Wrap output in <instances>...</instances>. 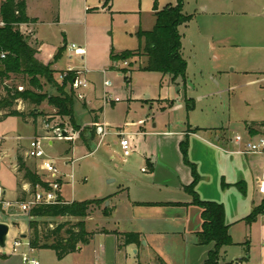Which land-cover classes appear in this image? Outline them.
Wrapping results in <instances>:
<instances>
[{"label": "rangeland", "instance_id": "obj_1", "mask_svg": "<svg viewBox=\"0 0 264 264\" xmlns=\"http://www.w3.org/2000/svg\"><path fill=\"white\" fill-rule=\"evenodd\" d=\"M200 1L203 0L183 1V11L193 16L187 27L180 28L184 35L182 57L186 61L184 81L177 78L171 82L159 73L139 71L146 64L145 57L133 56L123 62H116L110 68L112 71L101 67L107 61L108 46L119 53L134 51L141 46L136 37L137 31H150L155 23L151 14V0H116L115 9L122 12L115 14L110 12L109 5L103 6L105 0L100 3L90 1L88 6L91 10L84 25L67 28V36L63 29L42 27L40 33L46 41L47 55L54 56L57 52L53 51L54 46L62 47L65 39L67 46L74 44L81 48L86 44L89 88L84 93L90 92L93 84L100 90L97 93L98 101L93 106L104 107L105 113L101 120L107 122L106 130L109 131L101 139L104 131L98 135L96 129L99 127L82 125L98 117L99 112H89L85 101L76 97L75 122L89 138L83 143L78 135L73 139L51 137L53 146H47L43 121H49L53 127L63 126L68 132L72 130L68 119L57 117L56 110L47 101L37 108L44 115L34 128L38 138L43 140L45 154L53 159L57 169L63 173L70 171V167H65L63 163L75 161L73 183L66 179L68 183L61 189L66 200L83 202L108 198L104 207L106 203L107 207H111L112 203L126 198L118 191L121 173H140L144 152H148L152 146L150 140L144 143V137L137 135L144 131L159 132L164 124L178 123L184 127V132L196 128L218 129L222 146L230 144L236 134L245 136L247 127L253 130V136H264V73H261L264 72V0H230V7L222 9L223 15L213 14L209 9L207 12L201 11L196 5ZM218 1L208 0L212 5ZM158 3L163 9L167 5H174L175 0H158ZM38 11L43 13L42 20L45 22L53 18L54 14H49L45 8L39 6ZM19 31L26 37L28 44L35 47L30 36L31 30L25 32L19 28ZM83 65L79 57L69 59L68 51H65L58 68L79 70ZM117 72L121 74L120 77ZM66 74V71L53 74L55 84L40 78L42 93L46 97H58L57 87L62 85ZM104 79L111 81L109 94L117 98L118 103L103 105L100 100ZM6 87L17 88L18 91L30 89L26 77L11 75L9 80L0 81V100L5 96ZM68 89L69 86L66 87ZM187 106L190 108L187 109ZM13 109L28 114L34 107L18 100ZM118 127L135 135L127 137L131 154L124 159L121 158L120 139L115 135ZM26 129L28 131L29 127ZM245 161L248 169L245 181L249 189L255 188L254 179L262 159L259 156H246ZM30 167L34 169L32 162ZM112 180L115 182L109 183ZM252 199L253 206L257 207L264 197L254 194ZM102 209L103 206H100L92 211L90 217L96 218L86 221L88 232H93L102 221L98 216ZM0 215L6 221H21L24 227L26 221L30 220L26 213L13 208L0 210ZM256 219L254 224L242 222L233 229L231 237L234 246L221 250L219 264H242L245 259L244 264H264V212ZM64 221L74 222L72 219L59 218L52 220L49 227L53 228ZM17 239L27 243L20 235ZM11 242L9 236L4 250H9ZM93 244L98 246L97 242ZM98 261L106 262L103 256Z\"/></svg>", "mask_w": 264, "mask_h": 264}, {"label": "crops", "instance_id": "obj_2", "mask_svg": "<svg viewBox=\"0 0 264 264\" xmlns=\"http://www.w3.org/2000/svg\"><path fill=\"white\" fill-rule=\"evenodd\" d=\"M90 1L100 3L101 0H25L26 15L28 18L34 19L35 22L22 24L19 28L25 32L31 30L30 36L35 47L32 44L31 46L36 50L35 58L43 65L51 64V70L55 72L54 74L67 71L69 68L73 69L71 67L66 70L58 68V63L67 51L66 39L63 40L65 50L61 53L59 59L54 61V56L63 46H54L53 51L57 50L56 54L54 56L47 55L45 52L46 41L42 38L40 30L43 26L56 27L65 30V36H67V28L74 29L84 25L87 14L91 10L88 6ZM228 1L230 0H219L212 5L208 0H203L196 2V5L201 11L207 12L209 9L213 14L223 15L224 11L222 9L227 6L230 7ZM115 2L116 0H111L108 6L110 12L113 14L122 12L115 9ZM151 3L153 4L152 0ZM39 6L42 9H47L49 14H54L51 21L45 22L42 20L43 13L38 11ZM158 8L161 9L159 3ZM123 13L127 14L129 12ZM131 13L137 14V12ZM183 13L189 15L184 11ZM151 14L154 17L152 6ZM188 24L181 27L185 28ZM181 27H179V33L182 43L184 35L180 31ZM81 48L84 49V56L79 58L84 65L79 70H73L80 71L84 80L88 83L89 76L87 72L89 70L87 67L89 62L85 60L88 57L86 44ZM106 50L108 58L106 62L102 63L101 67H107L109 71H112L110 68L114 65L109 59L111 48L108 46ZM115 53L119 52L116 51ZM117 73L120 77L121 74ZM166 77L170 80L168 76ZM94 87L93 84L90 92L85 94L84 91L89 88L88 83V87L81 90L80 93L83 96L82 101L86 103L87 110L89 112L98 110L99 114H97L98 117H94L89 122L82 123V125L99 127L96 129V133L100 135L104 131V136L101 138L104 139L109 133L106 130L107 122L101 120L105 110L104 107L94 108L93 106L98 101L97 93L100 92L97 86ZM77 110H79L78 107ZM38 111V109L34 110V112ZM4 114L5 112H1L0 116ZM95 118L98 120L96 125L93 123ZM39 119L41 117L35 122L31 118L23 121L17 117H6L0 120V187L3 191L2 198L4 201L23 200L31 192L30 184L23 179L22 173L18 171L17 157L22 158L25 165L30 169H32L30 167L32 162L34 166L32 170L38 173L37 163L28 159L26 154L29 143L33 138L38 137L34 126ZM26 127H29L28 131ZM196 129L199 130L191 132V129H187V132H184L183 126L181 127L178 123H169L162 125L159 132L146 133L144 131V133H139L137 136H143L144 143L150 140L152 146L148 152H144V161L140 173H121L118 191L120 195L123 194L126 198L111 204L110 208L113 210L109 217H104L102 213L98 214L102 221L93 231V233L97 232L93 239L81 247L77 253L70 254L62 260H57L51 250H32L31 255L38 260L39 264H94L99 262L101 256L106 260L102 264H204L207 254L213 246L212 244L202 246L197 243L196 233L200 230L202 224L200 210L190 205L191 197L184 192V187L192 182V176L189 167L183 162L179 147L180 143L187 137L188 160L195 165L199 176L195 188L198 197L202 201L215 202L223 206L225 223L229 227L230 236L233 234V229L244 222V219L256 207L253 206L252 198L254 194L258 195L256 184L263 165V159L260 157L262 162L254 179L255 188L249 189L245 181V176L248 174L245 157L251 155L234 154L235 147L232 142L222 146L218 129ZM119 134H124L126 137L135 136L121 127H118L115 132V135L121 139ZM48 144L53 146V141L52 145L50 142ZM121 158L124 159L122 153ZM66 163L67 161L63 165L69 167L66 166ZM58 171L66 177L71 169L69 172L64 173L59 169ZM249 175L251 177L250 173ZM112 182L115 181L112 180L109 183ZM65 183H68L67 180ZM239 184H243V192L238 189ZM118 194L117 192V196ZM61 197L66 202H73L72 200H66L62 194ZM149 204L158 205L149 206ZM159 204H176V206H162ZM0 210L5 209L0 208ZM94 218L96 217H88L85 220V225L87 220L92 221ZM72 220L76 221L75 219ZM26 222L27 225L24 227L21 225V221H6L0 215V223L9 226L7 239L10 236L14 240L20 235L21 238L24 237L27 240L28 244V221ZM106 223L108 225H105ZM12 228L14 231H12ZM101 230L106 231L108 234L98 233ZM121 233H138L140 244L138 246H122L117 235ZM93 242H97L98 246H95ZM128 252H130L132 259L129 257ZM0 264H22V262L19 256L10 254V250H0Z\"/></svg>", "mask_w": 264, "mask_h": 264}, {"label": "trees", "instance_id": "obj_3", "mask_svg": "<svg viewBox=\"0 0 264 264\" xmlns=\"http://www.w3.org/2000/svg\"><path fill=\"white\" fill-rule=\"evenodd\" d=\"M110 2L111 0H105L103 6L109 5ZM152 2L155 23L150 31H137L136 37L141 46L137 50L120 53H115L111 49L109 59L114 64L128 60L133 56L145 57L146 64L139 71L159 73L164 77L168 76L171 82H174L177 78L184 81L186 61L182 57L179 27L190 23L193 16L183 13V0H175L174 5H167L163 9L158 8V0H152ZM0 22L3 24L0 26V55H5L3 59L0 57V81L9 80L11 75H20L28 79V86L30 87V89H23L22 91H18L17 88L6 87L5 96L0 100V112H5V114L0 116V120L6 117H17L23 121L31 118L35 122L44 114L39 111L34 112V110L44 101H47L56 110L57 117L68 119L72 132L77 134L85 143L89 137H86L78 123L75 122L76 96L71 88L75 73L67 72L62 85L57 87L58 97H46L42 93V85L39 79L44 78L55 84L52 77L55 72L51 70V64L43 65L37 61L35 58L36 50L28 44L26 37L19 31L20 25L35 22L34 19H30L26 15L25 0H0ZM64 50L65 45L58 50L54 56V61L59 59ZM67 86H69L68 90H66ZM18 100L32 105L34 109L28 114L13 109V105ZM189 108L187 106V109ZM93 123L96 125L98 120L95 118ZM60 127L58 126L60 129H65L63 126ZM247 129L249 134L253 136V130L250 127H247ZM198 130L195 129L191 132ZM179 147L183 162L189 167L192 176V182L184 187V192L191 197L190 205L200 210L202 224L200 230L196 233L197 243L202 246L210 244L213 246L208 252L204 264H219L221 249L233 245L229 227L225 223L224 208L221 204L202 201L198 197L195 188L199 176L195 165L188 160L187 137L180 143ZM86 148L89 150L87 146ZM17 166L23 179L30 184L32 192L35 191L37 185L45 186L37 172L28 168L20 157H17ZM238 189L243 192V184H239ZM107 200L108 198L83 202L64 201L59 204L33 208L27 213V217L30 218L27 235L29 248L32 250H51L57 260H62L70 254L77 253L97 233L86 230L85 220L90 217L92 211L103 206L101 213L104 217H109L112 214V208L104 207ZM156 205L158 204H149V206ZM159 205L176 206V204ZM263 212L264 200L252 210L244 219V222L251 225L256 221L257 216ZM59 218L75 219L76 221H64L50 228L51 221ZM98 233L108 234L104 230ZM117 235L122 246H138L140 244L138 233H121Z\"/></svg>", "mask_w": 264, "mask_h": 264}, {"label": "built area", "instance_id": "obj_4", "mask_svg": "<svg viewBox=\"0 0 264 264\" xmlns=\"http://www.w3.org/2000/svg\"><path fill=\"white\" fill-rule=\"evenodd\" d=\"M2 22H0V26H2ZM67 51L69 53V58L72 57H83L84 49L77 47L74 44L67 46ZM0 57L3 59L5 57L4 54H1ZM67 72H74L75 77L72 81L71 88L74 91L76 97L78 99H83L81 95V90H84L88 87V83L84 80L80 71H75L73 69H68ZM112 88V83L109 80L102 81V95L101 101L103 105L118 103L119 100L117 98H113L111 94H109V89ZM43 129L46 134V144L49 146V142L52 145V138L56 137L58 139H62L65 137H75V133L72 131L68 132L66 129H60L58 127H53L50 123L43 121ZM61 132H65L66 136H63ZM121 139L119 141V145L121 148V153L124 158L130 156V144L127 140L126 135L119 134ZM42 139L35 138L29 144L27 150V158L33 160L37 163L36 169L38 170V175L41 178V181L45 184V186L37 185L35 187L34 192H30L29 195L23 200H16L13 202L4 201L2 198V188L0 187V207L2 209L13 208L17 209L22 213H28L35 207L45 206V205H54L64 202L61 197V189L65 185V179L70 180L73 183L74 174V164L75 161L71 160L66 163V166H69L71 172L65 176H63L54 165L51 158H49L42 147ZM231 142L235 147L234 154L246 156H259L263 159V165L260 170L259 177L257 179L256 184V192L259 196L264 197V136H251L249 132H246L245 136H241L236 134L232 137ZM65 177V178H64ZM66 202V201H65ZM10 254L17 255L20 257L22 264H39L38 260L31 255L32 249L29 248V245L24 244L20 239H14L9 245ZM94 264H102L100 262H95Z\"/></svg>", "mask_w": 264, "mask_h": 264}, {"label": "water", "instance_id": "obj_5", "mask_svg": "<svg viewBox=\"0 0 264 264\" xmlns=\"http://www.w3.org/2000/svg\"><path fill=\"white\" fill-rule=\"evenodd\" d=\"M63 136H66L65 132H61ZM108 203H106L107 207ZM9 226L5 223H0V250H4L7 242ZM24 238V237H23Z\"/></svg>", "mask_w": 264, "mask_h": 264}]
</instances>
